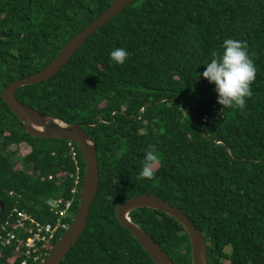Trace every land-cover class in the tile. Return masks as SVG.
<instances>
[{
  "label": "trees",
  "instance_id": "trees-1",
  "mask_svg": "<svg viewBox=\"0 0 264 264\" xmlns=\"http://www.w3.org/2000/svg\"><path fill=\"white\" fill-rule=\"evenodd\" d=\"M113 1L0 0V264L22 262L17 243L1 240L20 212L55 226L60 216L47 201L61 200L71 204L63 223L72 224L85 174L74 144L29 135L2 92L47 67ZM226 38L247 43L257 70L243 108L218 104L215 85L200 75ZM114 47L128 50L123 65L110 62ZM17 97L80 125L97 149L88 227L62 264H155L116 213L143 194L186 214L206 240L209 264H264V0H137L59 74ZM23 144L29 152L21 156ZM149 144L159 163L147 179L138 173ZM131 219L174 264H192L189 236L176 220L149 208ZM64 235L56 234L48 257Z\"/></svg>",
  "mask_w": 264,
  "mask_h": 264
},
{
  "label": "water",
  "instance_id": "water-1",
  "mask_svg": "<svg viewBox=\"0 0 264 264\" xmlns=\"http://www.w3.org/2000/svg\"><path fill=\"white\" fill-rule=\"evenodd\" d=\"M135 1L137 0H114L100 17L69 40L47 67L28 77L13 81L2 92L5 103L23 123L29 135L39 139L64 140L74 144L81 153L85 164L84 180L79 192L78 212L70 228L44 264H62L86 232L99 187L98 153L94 142L80 125L66 123L34 109L19 100L17 91L22 87L47 81L59 74L96 32L116 16L122 14ZM144 208L161 212L181 224L191 242L192 264H209L206 240L186 214L157 196L143 194L119 204L116 213L121 224L131 231L155 264H174V262L149 233L131 219V214L134 211Z\"/></svg>",
  "mask_w": 264,
  "mask_h": 264
},
{
  "label": "clouds",
  "instance_id": "clouds-1",
  "mask_svg": "<svg viewBox=\"0 0 264 264\" xmlns=\"http://www.w3.org/2000/svg\"><path fill=\"white\" fill-rule=\"evenodd\" d=\"M128 56L129 52L124 47H114L109 52L110 62L117 65H123ZM203 65L205 70L200 75L210 84L215 85L217 103L223 107L243 108L246 103L245 98L251 96L250 85L257 71L249 55L247 43L240 39L226 38L222 42L221 50L213 51L210 61ZM158 163L159 154L156 145L149 144L144 150L139 176L152 178Z\"/></svg>",
  "mask_w": 264,
  "mask_h": 264
},
{
  "label": "built area",
  "instance_id": "built-area-1",
  "mask_svg": "<svg viewBox=\"0 0 264 264\" xmlns=\"http://www.w3.org/2000/svg\"><path fill=\"white\" fill-rule=\"evenodd\" d=\"M47 205L53 214L60 216L57 225H43L31 215L25 212H20L19 219L14 225L7 222L3 227L6 231L9 227H12V230L8 231L7 237L1 236V240L4 245H11L14 241L17 243L15 253L22 259L21 264H43L47 260L45 258L48 257L47 248L55 240L56 234L60 230L66 232L71 226L63 223V220L68 216L67 214L70 211L71 204H67L66 207L63 208V202L61 200L49 199ZM18 234H22L23 237H20ZM37 243L43 244L45 257L43 263H40V259H37V257L31 261L28 258V256L31 255V250L36 247ZM37 252L39 251H36L33 254H36ZM23 254L25 257H23ZM33 254L31 255V259Z\"/></svg>",
  "mask_w": 264,
  "mask_h": 264
},
{
  "label": "rangeland",
  "instance_id": "rangeland-1",
  "mask_svg": "<svg viewBox=\"0 0 264 264\" xmlns=\"http://www.w3.org/2000/svg\"><path fill=\"white\" fill-rule=\"evenodd\" d=\"M18 152H19V154L21 156L26 155L29 152V148H28L27 144L21 145V147L18 148ZM16 168L17 169H20V166L19 165H16ZM36 251H39V252H37L36 254H33ZM227 251H230V249H228ZM32 254H33V257L31 259V255ZM31 255L28 256V258H29L30 261L31 260H34V258L37 257V259H40V263H43L44 258H45L44 257V251H43V244L42 243H37L36 244V247L31 250ZM23 257H25L24 254H23Z\"/></svg>",
  "mask_w": 264,
  "mask_h": 264
}]
</instances>
